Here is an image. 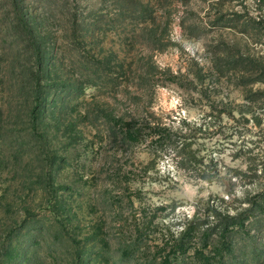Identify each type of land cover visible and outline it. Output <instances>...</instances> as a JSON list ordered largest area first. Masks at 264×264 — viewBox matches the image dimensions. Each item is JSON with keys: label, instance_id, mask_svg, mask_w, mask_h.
Wrapping results in <instances>:
<instances>
[{"label": "rangeland", "instance_id": "obj_1", "mask_svg": "<svg viewBox=\"0 0 264 264\" xmlns=\"http://www.w3.org/2000/svg\"><path fill=\"white\" fill-rule=\"evenodd\" d=\"M252 201L264 0H0V264H159L181 223ZM203 229L181 264H264L263 212L228 247Z\"/></svg>", "mask_w": 264, "mask_h": 264}, {"label": "trees", "instance_id": "obj_2", "mask_svg": "<svg viewBox=\"0 0 264 264\" xmlns=\"http://www.w3.org/2000/svg\"><path fill=\"white\" fill-rule=\"evenodd\" d=\"M116 124L122 123V128L124 130V137L128 142L136 143L141 140V132L137 128H135V124L131 121H124L123 119H118L115 121ZM150 132L149 135L152 136L153 134H156V136L159 133V129H157L156 126L151 125L149 127ZM157 129V130H156ZM165 129V128H164ZM168 137H162L159 135V137H156L155 139L152 138L151 142L161 143L166 141ZM174 142H177L174 140ZM182 148L187 145L188 143H184L181 141ZM177 148V147H175ZM187 162H194L197 163V161L194 158V155L191 156V158L186 159ZM201 178L206 179L208 181H212V177L209 175H202ZM214 211L207 215L205 219L198 218L196 215L192 217L191 219L185 221L184 223H181V230L178 233V235H175L172 232H169L166 236V241H164L161 246L160 250V261L159 264H181V261L179 260L180 257L186 255L190 248L194 247L196 243L194 242L196 238V233L199 229L204 228L202 231L201 236H199V240H201L202 245L206 247L209 245V240L211 238V235L218 234V238L220 240L226 239L227 235H230L237 229H244L245 222L248 217H251L253 214H257L259 212L264 213V205L262 201H252L251 206L247 208L243 213L240 214H230L226 213L224 211H217V208L213 209ZM248 215V216H247ZM247 216V217H246ZM212 217V219H211ZM246 217V218H245ZM214 221V223H213ZM150 222V221H149ZM149 228V223L145 225V227L140 228L139 233V239L146 236V231ZM229 238V237H227ZM226 247H228L233 239L229 238L227 240ZM225 247V248H226ZM166 249L167 252L163 253ZM223 247H214L213 252L211 255H207L203 248H196L194 250V257H195V264H221L220 261H218V258H223ZM230 250V249H229ZM162 252V253H161ZM147 264V263H145ZM182 264H186L183 262Z\"/></svg>", "mask_w": 264, "mask_h": 264}]
</instances>
